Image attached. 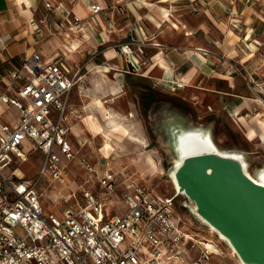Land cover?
Masks as SVG:
<instances>
[{"label":"built area","instance_id":"1","mask_svg":"<svg viewBox=\"0 0 264 264\" xmlns=\"http://www.w3.org/2000/svg\"><path fill=\"white\" fill-rule=\"evenodd\" d=\"M45 6L53 8L49 0ZM89 8L103 9L98 3ZM81 21L74 14L68 19L75 27ZM138 42L143 52L142 42L131 38L114 46L115 54L134 55ZM79 75L64 61L43 60L37 52L8 72L0 101L16 107L19 120L14 126L0 123V264H215L222 239L214 232V239L202 240L185 232L172 209L174 197L153 195L133 181L119 190L109 170L95 181L102 195L80 187L63 198L62 216L45 214L40 194L21 169L27 160L23 143L43 153L41 174L70 186L66 163L75 152L66 108ZM255 89L264 106V86ZM116 192L124 208L112 204Z\"/></svg>","mask_w":264,"mask_h":264},{"label":"crops","instance_id":"2","mask_svg":"<svg viewBox=\"0 0 264 264\" xmlns=\"http://www.w3.org/2000/svg\"><path fill=\"white\" fill-rule=\"evenodd\" d=\"M49 1L52 9L45 6L46 0H0V92L5 90L9 70L19 67L25 60L30 59L34 52L39 53L43 60L64 61L71 73L80 70L74 69L56 51L58 47L61 48L70 41H67V32L66 37L62 39L52 34L59 27L56 23L59 14L56 12L64 10L72 15L83 11L84 14L79 17L81 20L89 18L91 13L94 14L93 21L102 29L104 38L107 37L106 42L122 44L131 38L142 42L143 52L135 48L139 45L138 42L134 44V55H116L111 47L104 50V63L108 64L101 65H108L111 68L109 72L116 70V85L121 82L124 86L127 77L133 83L140 82L153 89L156 85L167 87V81L173 80L182 83L183 87L177 88H195V92L209 90L208 92L223 100L224 97L232 96L236 85H244L234 71L236 66L232 60L239 58L243 63H259L255 53L259 47L257 44L260 45L264 37L261 27L264 24V0ZM94 3L100 4L103 9L93 13L89 6ZM161 8L168 10V17L163 16ZM48 11L56 12L50 15ZM230 32L237 36L236 40H231ZM107 33H110V36ZM84 38L90 40V36ZM261 79L264 81V73ZM212 81L222 83L225 88L210 89L204 85ZM258 85L264 86V83ZM133 86L136 94H141V88L135 89V84ZM257 86L253 87L256 93ZM247 89L244 85L243 90ZM72 90L68 95L67 107ZM112 91L113 89H110L107 92L111 95ZM239 98L240 96L233 98L228 108H239L235 120L245 138L249 142L264 145V123H261L264 120V106L254 96L243 97L242 105H238L241 103ZM89 107L84 106V114L67 112L66 108L70 125L68 138L71 144L73 135L81 142L84 141V144L86 142V133H89L90 129L88 126V129L85 128L86 123L82 121V117L87 113L93 114ZM92 108L97 111L95 106ZM8 114H11V117H8ZM132 117L133 112L121 115L117 111L109 110L108 118L103 120L102 117L100 121L105 129H109L113 126L119 127L115 123H126ZM75 119L79 122L74 123ZM18 120V109L0 101V123L14 126ZM110 124L113 126L107 127ZM251 130L253 133L250 134ZM112 132H119L118 137L125 135L119 130ZM90 135L94 137L92 133ZM113 137L115 136H111ZM25 163L26 161L21 164L24 174ZM92 182L95 187V181ZM75 190L76 188L69 189V192ZM218 245L221 249L220 242ZM221 252L220 258L224 257L222 249Z\"/></svg>","mask_w":264,"mask_h":264},{"label":"rangeland","instance_id":"3","mask_svg":"<svg viewBox=\"0 0 264 264\" xmlns=\"http://www.w3.org/2000/svg\"><path fill=\"white\" fill-rule=\"evenodd\" d=\"M55 12L48 11L47 13L52 15ZM56 13L59 14L56 17L59 27L53 31V36L56 35L62 39L66 37L67 32L69 33L67 41L78 40L80 42V47L69 56L62 47L56 50L74 69H80L78 81L70 94L67 112L84 114V106L89 105L92 109L90 112L96 115L97 113L92 108L95 106L93 101L101 98L105 101L107 109L117 111L121 115H128L130 112L134 115L126 123H115L119 126V131L122 130L125 135L113 137L111 141L113 150L109 159L104 158L99 152V147L104 142L103 136L93 137L87 132L85 144L78 137L75 138V135L72 136V147L76 158L66 163V171L71 182L68 188L78 190L80 187H85L101 195L99 193L101 189L95 190L92 181H96L103 171L109 170L119 185V190L126 183L133 181L153 195L174 197L175 203L172 209L181 228L201 240L214 238L215 235L210 233L207 226L192 213L193 202L183 194L176 195L170 178L176 157L172 148L170 128L176 124L207 128L211 131L213 140L219 149L238 150L247 154L251 163L248 171L251 174H254L257 166L264 165V145L249 142L235 117L228 110L229 104L236 96L242 98L254 96L257 99L260 96L253 87L264 83L261 79L264 73V37L262 43L257 44L263 48L257 47L255 53V58L259 60V63H243V60L239 58L232 60L236 66L235 73L240 76L242 83L250 91L248 89L244 91V85L238 84L232 96L224 97L222 100L221 97L208 92L209 90L195 92L193 90L195 88L170 89L158 85L152 89L151 86L140 82L133 83L126 77L123 91L114 98L107 91L116 86V70L104 73L96 71V65H101L106 60L104 50L109 47L113 48L119 42H106L107 37L104 38L102 29L95 25L92 13L89 18L79 23L82 27L81 31L79 26L75 27L68 22V19H72L71 12L68 18L60 11ZM261 27L264 31V24ZM84 33L90 36V40L84 38ZM107 34L110 36V33ZM133 84H135V89L141 88V94H136ZM204 85L210 89L225 88L222 83L215 81ZM8 117H11V114H8ZM77 122L79 120L75 119L74 123ZM110 126L113 124L107 127ZM85 128L88 129L86 124ZM116 134L119 135V132ZM23 146L27 152V160L23 165L26 171L25 177L34 183L40 194L45 214L55 213L62 216L60 214L67 207L63 198L72 191L69 192L66 186L57 181H51L48 174H41L40 169L45 161L43 153L31 148L28 142L23 143ZM85 163L90 164L94 171H89L84 166ZM111 199L116 200L112 204L116 205L117 202L118 208H124L127 204L120 192H116ZM220 243L224 257L216 259L215 264H239L237 257L231 253L227 244L223 241Z\"/></svg>","mask_w":264,"mask_h":264},{"label":"water","instance_id":"4","mask_svg":"<svg viewBox=\"0 0 264 264\" xmlns=\"http://www.w3.org/2000/svg\"><path fill=\"white\" fill-rule=\"evenodd\" d=\"M170 138L180 157L170 173L176 195L193 202L192 213L224 236L244 264H264V165L251 174L247 154L219 149L207 128L176 124Z\"/></svg>","mask_w":264,"mask_h":264},{"label":"bare ground","instance_id":"5","mask_svg":"<svg viewBox=\"0 0 264 264\" xmlns=\"http://www.w3.org/2000/svg\"><path fill=\"white\" fill-rule=\"evenodd\" d=\"M161 10H162L163 16L168 17V15H169L168 10L166 8H161ZM83 14H84L83 11L82 12L79 11L78 13H76V15L78 17L82 16ZM230 35H231V40L232 41L237 39V36L234 35L233 33L230 32ZM83 36L87 37V38L89 37L86 34L83 35ZM66 43L62 45V48L66 51L68 56H69L70 53L76 52V50L80 47V42L78 40H70L67 44ZM110 70H111V68L108 65H96V71H100V72H104V73L107 72L108 73ZM167 87L170 88V89H173V88H176V87H183V85H182L181 82L168 80L167 81ZM122 90H123L122 83L119 82V84L116 85L113 88V91L111 92L112 93L111 95H115L116 96V94L120 93ZM239 99H241V101H240L241 103L238 104V105H242L243 98L240 97ZM93 103L95 104V108L97 109V111H96L97 112V116L94 115V114L87 113L85 116L82 117V119H83L82 121H84V123H86V125L90 129V130H88L89 133L91 132L94 135V137L99 136V135L104 137V142H103L102 146L99 148V151H100L101 155L104 158L109 159L110 156H111V151L113 150V145L111 143L113 138H111V136L118 137V135L117 134H113L112 131L119 130V127L113 126V127H110L109 129L106 130L103 127L100 119L102 120V117H103V120L108 118L109 109L106 108L105 101L103 99H101V98H96L95 101H93ZM228 110H229L230 114L233 117H236V115L238 114L239 108H236V107L235 108H228ZM236 119H237V117H236ZM81 123H83V122H81ZM261 123H264V120L261 121ZM125 131L127 132V130H125ZM249 132H250V134L253 133L252 130L249 131ZM179 158L175 157L176 164L180 162ZM262 173L264 175V169L261 170V177H262ZM170 178H171V181L173 183V186H174L175 190H177L178 187H177V184H176V181H175L174 177H172L170 175ZM183 195H185V194H183ZM193 207H194V204H193ZM195 217L198 220H200L201 223H203V224H205L207 226V228L210 231V233L214 232V233H216V235H217V237L219 239L226 240V238L224 236H222L220 233H218L211 225H209L206 221H204L201 217H199L198 214L195 213ZM227 246H228L229 250L231 251V253L234 254L237 257L238 263L239 264H244L239 259V257L237 256L236 251L233 249V247L229 243L227 244ZM219 250L221 251L220 248H219Z\"/></svg>","mask_w":264,"mask_h":264},{"label":"trees","instance_id":"6","mask_svg":"<svg viewBox=\"0 0 264 264\" xmlns=\"http://www.w3.org/2000/svg\"><path fill=\"white\" fill-rule=\"evenodd\" d=\"M144 94L147 95V93H144ZM142 95H143V94H142ZM147 105H148V103H147ZM148 106H149V105H148ZM148 106H147V107H148Z\"/></svg>","mask_w":264,"mask_h":264}]
</instances>
